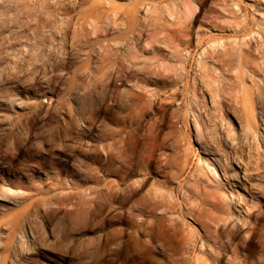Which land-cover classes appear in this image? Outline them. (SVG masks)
Listing matches in <instances>:
<instances>
[{
	"label": "rangeland",
	"instance_id": "1",
	"mask_svg": "<svg viewBox=\"0 0 264 264\" xmlns=\"http://www.w3.org/2000/svg\"><path fill=\"white\" fill-rule=\"evenodd\" d=\"M113 47L146 88L114 71V118L96 121L82 103L94 95L96 54ZM107 151V176L124 173L131 200L96 216ZM159 199L200 238L188 264L211 261L191 207L205 200L228 233L264 206V0H0V264H180L159 251L112 255L129 235L104 249L105 233L131 227L119 209Z\"/></svg>",
	"mask_w": 264,
	"mask_h": 264
},
{
	"label": "bare ground",
	"instance_id": "2",
	"mask_svg": "<svg viewBox=\"0 0 264 264\" xmlns=\"http://www.w3.org/2000/svg\"><path fill=\"white\" fill-rule=\"evenodd\" d=\"M84 41L86 43L90 41V38L88 37V35L86 36L85 39L76 40L74 45H76L79 42L83 43ZM120 51H122V47H113L112 49H107L103 53L96 54L97 55L96 60L98 63L94 71V80H95L94 88H93L94 95L86 94L83 100V103H82V107H85L87 110H90L92 118L96 121H100V120L102 121V119L114 118L115 107H117L116 101L119 100V99H115L116 96L114 95L116 86H114V79L112 80L113 76L111 77V74L114 71L118 73L117 77L119 80L122 81L123 85L125 84L126 81L127 82L135 81V85L139 89L145 90L146 88L144 85V81H143L144 78L139 77L138 74L134 72L135 69L132 67L133 66L132 64H131L132 66L126 65L124 63L119 65L120 58L119 57L115 59L113 58L114 56L118 55ZM229 51H230L229 48L225 50L226 53H228ZM60 64H66L65 57L62 58ZM124 96L126 98L127 94H124ZM29 121L30 122L28 124L31 123V120ZM104 124L102 123L101 125H99L101 126L102 131H103L102 127ZM135 129L138 130L137 127ZM138 137H139L138 134H136L135 132H127L126 136H124L123 139L127 143L133 141L136 145L139 142H141ZM130 148H134V147L131 146ZM132 151H135V150H132ZM107 154H108L107 161H105L102 167L100 166L96 175L94 176V180L98 184L97 190H99V193L101 196L100 201H99L100 205H98L96 209H94L93 207V211H91V214L95 213L96 216L97 215L100 216L101 214H103L102 212L104 211V208L106 207L108 208V206L115 207L117 206L116 204H118L119 205L118 207L120 209L126 208V206H128L126 204H129L127 202L131 198L130 195L128 194L129 189L122 187V184L126 182L124 181L126 180L125 179L126 176H124V173L123 175H121V178L119 179L120 181L119 180L113 181L107 176L113 170L112 169L113 165H111L110 162L112 161V159H114L112 157L111 152L107 151ZM138 154H136L135 157H138L139 156ZM146 158L147 157L143 156L142 159H138L140 164H143ZM187 158H188V153L185 152L184 159L182 160V166H181L182 169L186 167L187 165H189V161ZM155 159H157V157ZM162 163L158 159V164L155 167L157 168L164 167ZM102 171H104L103 174H101ZM62 186H63V183L60 184V187ZM212 194H213L214 199L213 201H210V203L214 206H217L219 204L217 202V196L215 192L211 193V195ZM70 196L71 195L67 194L65 196V198H67L66 200H69V198H71ZM135 197L136 196L133 195V198L136 200ZM138 197L140 196L138 195ZM137 202L134 205L135 208L134 206H132L131 208H129V211L127 210L120 211V209L118 208L119 212H118L117 217L120 216L121 220H123V222L126 224L131 223L130 224L131 227L125 228L126 226L125 225L123 227L124 229L117 228L116 230L114 229V231L112 232L105 233V236H104L105 248L104 249L106 248L108 249L109 248L108 246L115 243L118 239H121L129 235L130 237L126 241L121 240L123 241V243L119 246L120 248L116 247L114 251L112 250V253L110 252L112 255L117 256V257L124 255L126 258L127 257L129 258V257L135 256L136 253L137 254L143 253L146 256L147 254L148 255L150 253L152 254L153 251H156V252L159 251L160 253H163V254L165 253V255H169L170 257L174 256L175 254H181L182 257L179 260L180 264H188V261L189 259H191V254H192L190 249L195 250L199 248L200 238L190 235L189 233H185L183 230L179 228L180 221L177 218L176 219L172 218L169 215L170 210H175V205L169 204L161 199L156 200V202H153L151 204L152 206L145 205L144 203L137 204ZM206 203L207 202L203 200L201 205L190 208V214L194 215L197 218V220L201 221L204 224L205 228L207 229L206 232L208 233L207 238H209V241H206L205 243L206 248L204 252H206L210 256L211 261L204 260L203 262H199V260H197L198 263L199 264L200 263L209 264L208 262H213L217 264V262L224 260L227 256H229V254H231L229 257V261L232 262V264H264V223H263L264 222V206H260L257 212L252 211L248 213V216L246 218L240 217L239 219H237L238 225L236 229L233 228L232 229L233 231L231 230L230 232L227 233V230L223 228V223H222V221L226 222V217L222 215H210V214L207 215L205 208L202 207V205ZM229 203H230L229 201L224 202V200H220V204L224 207L228 206ZM160 208L165 210L164 214H160L161 213L160 212L161 210L159 211ZM229 212L226 211L227 218L230 215ZM95 215H92V216H95ZM245 225H247V229H248L247 235H244L241 238V242L238 243L237 247H233V245L235 244L234 238L236 234L239 235L240 229H243V226ZM130 228L132 229L130 230ZM137 233L139 234L140 238L139 236H137ZM142 236H146L147 239H144V240L141 239ZM142 238H145V237H142ZM212 240L213 242H211ZM135 241L138 242V244H140L139 241H143L144 247L143 248L140 247L138 249V245H135ZM153 254L155 255V252ZM107 260H109V258L107 259L105 257L101 259L99 263H103L104 261H107ZM17 262L20 263L19 261Z\"/></svg>",
	"mask_w": 264,
	"mask_h": 264
}]
</instances>
